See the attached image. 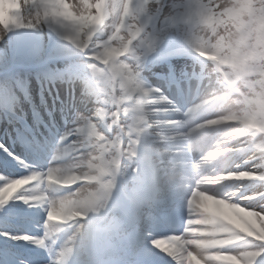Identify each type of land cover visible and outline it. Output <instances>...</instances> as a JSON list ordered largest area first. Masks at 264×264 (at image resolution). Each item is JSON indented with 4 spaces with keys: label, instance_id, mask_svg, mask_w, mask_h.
Segmentation results:
<instances>
[{
    "label": "clouds",
    "instance_id": "clouds-1",
    "mask_svg": "<svg viewBox=\"0 0 264 264\" xmlns=\"http://www.w3.org/2000/svg\"><path fill=\"white\" fill-rule=\"evenodd\" d=\"M17 35L63 67L0 109V264H264V0H0Z\"/></svg>",
    "mask_w": 264,
    "mask_h": 264
},
{
    "label": "rangeland",
    "instance_id": "rangeland-1",
    "mask_svg": "<svg viewBox=\"0 0 264 264\" xmlns=\"http://www.w3.org/2000/svg\"><path fill=\"white\" fill-rule=\"evenodd\" d=\"M18 38V39H17ZM37 40L33 37L27 35H17L11 38V40L3 46V52L0 53V58L6 57V61L8 62H17L19 55L27 54L30 50H32L33 45L36 47ZM49 44L46 42L44 45V53L49 54L47 52V47Z\"/></svg>",
    "mask_w": 264,
    "mask_h": 264
}]
</instances>
